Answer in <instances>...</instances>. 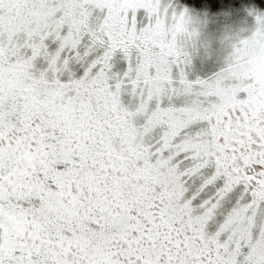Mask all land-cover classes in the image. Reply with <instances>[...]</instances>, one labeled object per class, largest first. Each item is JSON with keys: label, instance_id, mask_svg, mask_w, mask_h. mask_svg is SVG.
Here are the masks:
<instances>
[{"label": "snow or ice", "instance_id": "obj_1", "mask_svg": "<svg viewBox=\"0 0 264 264\" xmlns=\"http://www.w3.org/2000/svg\"><path fill=\"white\" fill-rule=\"evenodd\" d=\"M258 56L264 0H0V264H264Z\"/></svg>", "mask_w": 264, "mask_h": 264}, {"label": "rangeland", "instance_id": "obj_2", "mask_svg": "<svg viewBox=\"0 0 264 264\" xmlns=\"http://www.w3.org/2000/svg\"><path fill=\"white\" fill-rule=\"evenodd\" d=\"M191 23L192 28L189 29V31H195V33L198 35V39L196 41L195 49L194 52L196 54V62H200V58H210L213 53L210 51L209 45L206 43L204 39V30H205V22L201 20L199 17L193 15L191 16L186 22L185 25ZM229 35H238L240 37L239 41L243 38H245V30L244 29H232L228 32H226L222 37H220L218 43L223 50L224 48V43H225V37ZM238 41V42H239ZM187 56L189 59L192 57L189 56V53H187ZM256 62H254L250 68L245 69L247 71L253 69V68H260L264 61V57L258 56L255 58Z\"/></svg>", "mask_w": 264, "mask_h": 264}, {"label": "clouds", "instance_id": "obj_3", "mask_svg": "<svg viewBox=\"0 0 264 264\" xmlns=\"http://www.w3.org/2000/svg\"><path fill=\"white\" fill-rule=\"evenodd\" d=\"M186 36L183 40V47L185 52L189 53V56L192 58L190 59L191 63L195 65L196 62V54L194 52L196 41L198 39V35L195 33V31H189L193 26L191 23L187 24L186 26ZM240 37L238 35H229L225 37V43H224V54L225 58H227L228 55L231 54V51L234 49L235 45L239 41ZM208 58H200V62L203 63Z\"/></svg>", "mask_w": 264, "mask_h": 264}, {"label": "flooded vegetation", "instance_id": "obj_4", "mask_svg": "<svg viewBox=\"0 0 264 264\" xmlns=\"http://www.w3.org/2000/svg\"><path fill=\"white\" fill-rule=\"evenodd\" d=\"M249 71H255L257 73H264V61H263L262 65L260 66V68H253Z\"/></svg>", "mask_w": 264, "mask_h": 264}]
</instances>
